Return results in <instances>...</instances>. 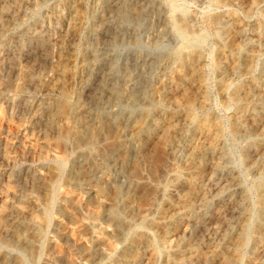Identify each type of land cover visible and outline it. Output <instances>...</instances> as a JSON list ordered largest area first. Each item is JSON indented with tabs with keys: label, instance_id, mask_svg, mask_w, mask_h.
Listing matches in <instances>:
<instances>
[{
	"label": "rangeland",
	"instance_id": "1",
	"mask_svg": "<svg viewBox=\"0 0 264 264\" xmlns=\"http://www.w3.org/2000/svg\"><path fill=\"white\" fill-rule=\"evenodd\" d=\"M0 264H264V0H0Z\"/></svg>",
	"mask_w": 264,
	"mask_h": 264
},
{
	"label": "bare ground",
	"instance_id": "2",
	"mask_svg": "<svg viewBox=\"0 0 264 264\" xmlns=\"http://www.w3.org/2000/svg\"><path fill=\"white\" fill-rule=\"evenodd\" d=\"M188 31H189V28H187ZM188 33V32H187ZM238 50V49H237ZM238 52V51H237ZM249 55V54H248ZM70 111H71V107L65 103V102H58L56 103L55 105V109H54V112H53V117L54 119H59L61 118V116H66L68 117V115L70 114ZM100 129L101 127H98V126H88L87 127V130L84 134V138L87 139L88 141H93L97 135L99 134L100 132ZM110 131V129H109ZM101 134V133H100ZM99 136V135H98ZM70 137H73L74 139H77V140H80L81 139V136L80 134H78V131L75 130L74 127H70V128H58V130L56 131V139H55V144L58 146V147H64L66 142L69 140ZM83 138V139H84ZM73 140V139H72ZM168 134H166L165 132L163 133L162 135V138H161V143L163 145H165L167 142H168ZM74 143V142H72ZM89 143V142H88ZM76 144V143H75ZM115 146L117 145V143L114 144ZM124 158V157H123ZM184 174V173H183ZM127 175L130 179L134 178L136 176V168H131L127 171ZM185 180V179H184ZM133 181V180H132ZM55 182L54 181H48L46 182L45 184H43V188H46L48 189V191H52V187H53V184ZM133 183V182H132ZM140 186V185H139ZM189 189V188H188ZM190 190V189H189ZM168 191V190H167ZM173 193V191H172ZM171 193V194H172ZM151 194V193H149ZM47 194H44L41 198H45ZM147 201V200H146ZM150 204V203H149ZM153 205V204H152ZM35 217V216H34ZM38 216H36L37 218ZM39 221L42 222V223H45L46 222V217L45 216H40L38 217ZM120 222V220H119ZM146 222V221H145ZM148 222V221H147ZM151 223V222H150ZM152 225V224H151ZM21 231V230H20ZM19 231V232H20ZM20 234V233H19ZM20 235H23V234H20ZM140 242H143L142 239L140 240V238L138 239ZM161 242V241H160ZM153 247V243H150ZM165 247V246H164ZM154 249V252H155V248L153 247ZM28 251V250H27ZM33 253V248L31 246H29V253L28 254H32ZM153 262V261H152ZM171 262V261H170ZM172 263V262H171Z\"/></svg>",
	"mask_w": 264,
	"mask_h": 264
}]
</instances>
